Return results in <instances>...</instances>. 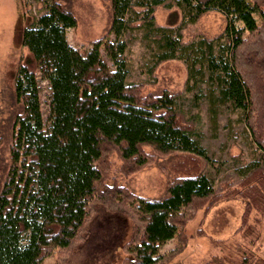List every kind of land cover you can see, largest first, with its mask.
Instances as JSON below:
<instances>
[{"label":"trees","instance_id":"1","mask_svg":"<svg viewBox=\"0 0 264 264\" xmlns=\"http://www.w3.org/2000/svg\"><path fill=\"white\" fill-rule=\"evenodd\" d=\"M37 2L45 11L19 12L15 24L28 53L12 74L17 110L0 183V264H43L53 252L54 264H100L110 256L117 264H165L184 244L167 253L159 244L178 236L194 204L209 199L208 209L234 196L245 203L241 237L264 248V0H109V26L88 50L66 38L76 27L71 11L59 0ZM157 6L170 10L166 24L156 22ZM210 11L222 15L223 28L184 38L182 29ZM135 29L155 47L149 73L177 60L186 70L183 89L144 91V81L128 79L123 34ZM36 70L50 89L46 123ZM185 93L208 101L211 113L222 104L237 111L250 135L257 157L237 167L230 183L224 177L215 185L205 172L211 159L201 115L181 107ZM175 153L177 172L158 197L110 177L112 154L118 170L129 172L153 154ZM252 255L212 253L202 264H256Z\"/></svg>","mask_w":264,"mask_h":264},{"label":"rangeland","instance_id":"2","mask_svg":"<svg viewBox=\"0 0 264 264\" xmlns=\"http://www.w3.org/2000/svg\"><path fill=\"white\" fill-rule=\"evenodd\" d=\"M59 2L76 18V27L66 29L69 44L77 49L88 50L90 42L99 38L109 26L111 19L109 0H59ZM40 6L37 0H0V183L8 162L13 117L17 110L13 86L14 75L12 74L28 53L24 46L17 43L15 24L19 12L36 16L42 14L45 9L38 11ZM169 16V9L161 6L155 9L157 23L166 24ZM178 16L177 21L181 18L180 13ZM173 17L174 15L171 19ZM224 24L225 20L219 12L210 11L200 16L196 23L183 28L182 33L186 39L196 34L212 35L221 30ZM123 37L127 44L125 55L130 70L128 74L130 81H144L142 86L144 91L157 92L162 88H168L170 91L183 89L186 77L183 63L177 60L161 62L154 68L153 74H150L148 67L151 64V56L155 47L147 37L145 38L143 29L125 32ZM100 54L102 59L110 64L103 50ZM35 74L41 117L46 123L50 89L42 71L36 70ZM256 92L258 93V90ZM183 95L181 107L185 110L190 109L193 113L198 111L201 115V143L211 159L209 165L204 168L205 172L215 181V185H217V180L224 177L227 183H230L234 179L232 175L237 167H242L246 162H251L257 157V153L252 156L254 145L251 143L250 135L243 122H238V112L229 110L222 104L214 114L209 112L208 101L203 98L194 101L191 93ZM144 149L150 150L149 153H151L148 147ZM175 158L176 153L174 155L153 154L139 169L128 172L118 170L121 164L120 158L117 154H112L108 162L111 166L110 177L114 178L117 184L128 187L139 196L158 197L164 192L167 180L177 172L176 167L172 168L175 166ZM185 161L187 164L190 163L187 159ZM235 182L236 180L230 188H233ZM208 200L194 204L193 209L196 208V210L193 217L185 221L181 227L179 225L180 233L177 237L159 244L158 250L161 253H167L170 248L184 244L178 253L171 256L165 264H202L212 253L236 259L242 255V250H251L256 264H264L263 246L258 248L250 244L248 238L241 237L243 231L239 228L245 206L244 201L237 196L217 199L206 209ZM236 244L241 246L240 250L237 249ZM56 255L54 252L51 253L44 259L43 264H54L57 259ZM117 261L118 259L110 256L106 262L100 264H117Z\"/></svg>","mask_w":264,"mask_h":264}]
</instances>
